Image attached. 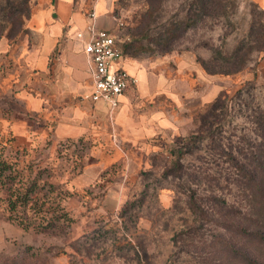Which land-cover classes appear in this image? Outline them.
I'll list each match as a JSON object with an SVG mask.
<instances>
[{
  "label": "rangeland",
  "instance_id": "obj_1",
  "mask_svg": "<svg viewBox=\"0 0 264 264\" xmlns=\"http://www.w3.org/2000/svg\"><path fill=\"white\" fill-rule=\"evenodd\" d=\"M153 1L159 2L154 8L157 18L149 26V0H112L113 32L121 42L136 45L135 58L145 66L149 61L150 72L162 74L167 82L175 80L177 99L167 93L149 98V111L169 112L175 128L120 143L105 117L99 130L59 139L55 136L59 117L66 113L63 118L72 119L68 105L76 102L56 100L57 116L31 109L29 99L35 92L46 93L45 80L35 81L32 69L24 66L25 50L33 42L31 32L17 36L1 57L0 149L23 175L36 178L33 196L38 203L51 208L59 203L70 221L61 220L44 231L24 229L10 218L7 186H0V264H201V257H214L211 236L205 238L210 253L199 252L200 256L185 241L197 231L210 234L214 195L237 202L235 186L223 178L215 183L231 170L224 156L217 161L207 139L190 141L192 149L180 157L174 153L184 151L182 144L191 139L199 115L222 93L228 95L230 107L221 122L222 142L244 151L249 148L240 142L241 136L252 140L253 124L246 116L252 109L264 108V82L256 80L263 51L255 50L262 46L264 13L251 0H229L223 13L198 21L173 42V49L163 52L152 33L182 18L186 0ZM94 2L74 0L73 8L86 15ZM246 50L249 64L235 73H205L197 60L227 68L225 58ZM249 82L253 88L248 96ZM244 101H251L249 107ZM178 160L181 171L174 172ZM191 194L207 217H198L188 206Z\"/></svg>",
  "mask_w": 264,
  "mask_h": 264
},
{
  "label": "trees",
  "instance_id": "obj_2",
  "mask_svg": "<svg viewBox=\"0 0 264 264\" xmlns=\"http://www.w3.org/2000/svg\"><path fill=\"white\" fill-rule=\"evenodd\" d=\"M30 1L0 0V38L5 37L10 46L17 36L26 31L25 25L31 16ZM185 3L187 8L182 18L170 20L166 26L152 33V40L164 47L163 52L173 49V42L198 21L223 13L229 0H186ZM158 5H155L153 0H149V26L157 18L154 8ZM261 40L262 46L255 49L258 52L264 51V27ZM121 45L125 56L132 58L137 56L138 50L132 42L122 41ZM249 51L246 50L244 54L232 57L233 59L225 58L226 63L229 62L227 68L213 67L215 62L211 60L206 61L200 58L197 60L205 73L230 74L242 70L249 64L247 62L250 60ZM250 83L246 92L248 96L250 88H253ZM237 94H241V90ZM227 97L226 93L215 97L199 115L198 125L191 133V139H187L189 142H183L182 147L185 152L179 148L174 154L180 157L190 152L191 143L207 139V147L213 155L217 156V161L224 156L222 160L231 170L227 176L219 175L215 183L219 184L220 178H223L228 186L231 184L235 186L238 189V200L230 202L225 198L215 199L214 195L212 199L214 219L210 234L205 235L197 231L192 240L185 241V244L192 246L199 256L201 254L199 252L210 253L205 238L211 236L209 246L213 247L214 257L210 260L206 256L201 257V264H264V108L252 109L246 116L252 121L253 128L250 130L252 140L248 136L240 137V142L244 141L249 147L244 151L243 147L235 148L230 143L222 142L221 122L230 109ZM250 102L244 101L243 104L249 107ZM198 146L199 143L195 145V148ZM233 148L237 155H233ZM14 165L4 157L2 147L0 149V186H7L6 202L11 212L10 218L24 229L32 228L38 231L54 228L61 220L70 221L59 203L53 208L44 207V203H38L37 198L33 196L38 184L36 178L23 175ZM175 165L174 172H180L182 166L179 160ZM187 204L198 217L206 216L204 207L199 206L194 194L189 195Z\"/></svg>",
  "mask_w": 264,
  "mask_h": 264
},
{
  "label": "crops",
  "instance_id": "obj_3",
  "mask_svg": "<svg viewBox=\"0 0 264 264\" xmlns=\"http://www.w3.org/2000/svg\"><path fill=\"white\" fill-rule=\"evenodd\" d=\"M251 1L264 13V0ZM111 2L95 0L91 12L85 15L81 9L73 8L74 0L32 1L31 16L24 33L29 30L33 42L25 50L24 66L32 69L35 81L45 80L43 90L46 93L42 96V91L37 90L32 100L29 99L30 107L33 111L57 116L56 100L76 102V105H68V108L72 107V119L65 120L63 114L66 113L59 117L55 127V136L59 139L87 134L95 128L99 130V121L105 117L113 124L120 143L139 141L156 132L176 127V120L169 112L158 108L149 111L151 97L167 93L172 100L177 99L173 85L175 80L167 82L162 74L150 72L149 61L145 66L137 58L125 56L123 66L136 82L119 97V104L113 111H109L107 103L92 102L87 98L91 90L88 57L83 51L82 42L75 38L74 33L91 23L96 28L113 32ZM10 49L8 40L1 37L0 59ZM52 55L55 56L53 59ZM256 80L264 82V51L258 60ZM184 84L186 90L188 87ZM137 106L142 109L139 110Z\"/></svg>",
  "mask_w": 264,
  "mask_h": 264
},
{
  "label": "built area",
  "instance_id": "obj_4",
  "mask_svg": "<svg viewBox=\"0 0 264 264\" xmlns=\"http://www.w3.org/2000/svg\"><path fill=\"white\" fill-rule=\"evenodd\" d=\"M74 36L82 42L88 57L91 90L87 98L103 101L113 111L119 97L136 82L123 66L125 55L120 39L114 32L96 28L92 23L75 31Z\"/></svg>",
  "mask_w": 264,
  "mask_h": 264
}]
</instances>
